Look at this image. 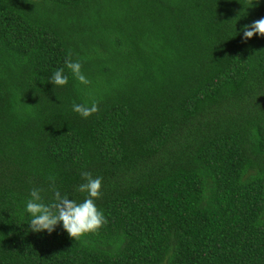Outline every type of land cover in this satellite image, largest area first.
<instances>
[{"label":"trees","instance_id":"1","mask_svg":"<svg viewBox=\"0 0 264 264\" xmlns=\"http://www.w3.org/2000/svg\"><path fill=\"white\" fill-rule=\"evenodd\" d=\"M261 16L264 0H0V264H264V36L239 31ZM81 171L102 177V226L31 231L30 189L80 201Z\"/></svg>","mask_w":264,"mask_h":264},{"label":"clouds","instance_id":"2","mask_svg":"<svg viewBox=\"0 0 264 264\" xmlns=\"http://www.w3.org/2000/svg\"><path fill=\"white\" fill-rule=\"evenodd\" d=\"M239 31L244 41L251 39L254 35L264 36V16L242 25ZM64 65L82 85L89 83L81 70L79 59L66 58ZM68 79L65 68L59 67L49 77V82L62 86L68 82ZM72 109L80 116L87 118L98 110V105L95 100L90 103L73 102ZM80 175L82 182L78 185V190L85 193L84 199L80 201L70 198L66 193L62 194L58 188H53V199L45 203L41 194L42 189L38 187L30 189L28 198L23 202V211L31 231L50 234L59 225L68 236L75 239L94 232L102 226L106 218L103 210L99 209L96 204V198L101 194L102 177H94L90 171H81Z\"/></svg>","mask_w":264,"mask_h":264}]
</instances>
